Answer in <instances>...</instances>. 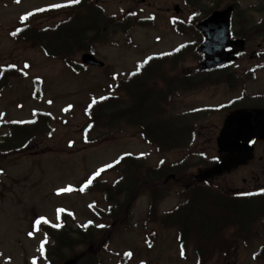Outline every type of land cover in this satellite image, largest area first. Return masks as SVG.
<instances>
[{"label":"rangeland","instance_id":"374dc122","mask_svg":"<svg viewBox=\"0 0 264 264\" xmlns=\"http://www.w3.org/2000/svg\"><path fill=\"white\" fill-rule=\"evenodd\" d=\"M93 1H90L92 7L104 11L118 28L124 22L129 31L125 33L120 28L122 35L112 36L104 46H96L95 55L106 63L107 69L87 68L76 74L63 61L50 59L31 44L17 43L10 37V31L22 17L44 11L35 26L51 25L55 20L48 21L45 10L66 6V3L76 4L74 0H20L18 5L16 0H0V61L13 66L19 64L24 74L22 79H13L0 98V146L9 135L12 123L36 124L40 118L38 114L49 116L51 123L43 127L27 152L18 155L0 152V264H43L42 249L47 239L31 231L34 219L46 220L57 228L68 225L85 230L91 227L98 237L105 235L104 241L107 240L109 247L102 253L104 264H198L199 256L192 237L186 238V253L183 254L177 241L178 233L158 221L166 212L172 213L178 203L180 207L186 204L177 193L170 194L167 199V190L162 193L166 201L158 203L156 219L148 217L147 193L135 200L129 221L126 218L123 224L117 225L105 217L104 214L116 210V206L105 197L103 189L113 187L122 176L107 169L120 158L130 156L127 160L130 166L123 168L135 166L150 179L159 181L181 162L186 167L180 171L193 175L212 166L220 157L214 141L222 128L225 110L249 104L250 99L264 105V59L256 60L259 42H247L245 52L232 65L236 71L258 68L253 83L237 91H229L221 85L182 95L180 106L162 118L164 122L196 126V141L188 142L189 148L160 154L145 144L139 131L132 127L108 129L103 135L95 131L86 136V108L93 100L110 93L114 77L126 78L138 72L150 57L159 58L187 48L195 53L192 45L196 41L175 30L178 21L186 23L195 15L194 9L188 6L194 0ZM212 1L206 5L212 7ZM231 1H222L221 7ZM238 3L236 13L240 20L263 24L264 10L261 12L259 7L264 5V0H240ZM175 6L181 9L179 15L174 12ZM132 12H137V16H126ZM56 21L62 22L64 18L57 17ZM191 53L175 65L176 71L182 73L197 68L198 64L192 60L195 55ZM81 55L76 57L78 63ZM220 73L231 72L222 70ZM255 148L257 158L264 156V145L258 142ZM188 151H192L193 156ZM159 168L166 174L154 172ZM98 172L103 174L96 180ZM253 174H261L258 160L245 170L222 175L211 186L223 192L242 191L247 189L243 185L246 179L251 188H256ZM90 179L93 191L82 193L81 187H89ZM261 184L264 186V178ZM260 227L259 237L248 244L240 243L236 250L222 257L204 258L205 251L200 257L202 264H264V253L259 256L264 246V220L260 221ZM76 250L83 252L85 248Z\"/></svg>","mask_w":264,"mask_h":264},{"label":"trees","instance_id":"16d2710c","mask_svg":"<svg viewBox=\"0 0 264 264\" xmlns=\"http://www.w3.org/2000/svg\"><path fill=\"white\" fill-rule=\"evenodd\" d=\"M207 1L194 0L188 3V6L206 17L219 6V1H216L215 6L208 9L205 6ZM87 8L88 11L82 4L74 7L73 14L69 13L70 17L67 20L56 23L48 29L34 27L26 21L23 23V40L35 48H42L41 50L48 57L62 60L70 68L77 70L78 66L75 63L77 55L82 52H93L96 44L106 43L109 35L115 32L111 29L115 26L113 19L107 17L101 9L92 7L91 3ZM60 13V10H57V13L51 14L59 17ZM192 20L187 24L184 23L183 28L179 25L176 27L180 34L190 35L196 40L192 46L195 50V47L201 43L202 37L195 29L196 20ZM120 28L125 33L128 31L124 22L120 23ZM252 32L251 35L246 33L243 36L251 40L252 36L258 35L255 28ZM190 53V48H187L184 54L152 60L149 65L141 68L140 76L118 81L114 89L115 96L94 101L86 108L88 123L84 130L85 135L88 136L95 131L103 135L108 129L120 127L119 130H122L123 127H132L136 128L142 139L159 153H172L187 148L188 144L184 141L194 136V129L164 122L162 118L170 111L172 106L170 91L177 87L179 80L177 76L181 75L176 71L174 64ZM191 54L200 58L198 54ZM7 73L4 71L0 79L1 89L6 83ZM183 81L186 85L191 83L188 77ZM38 115L40 118L33 125L12 123L8 137L0 146V152L4 150L9 155L27 152L30 144L43 131V127L51 125L49 116ZM44 120L47 122L44 123ZM97 140L98 138L95 139ZM127 160L128 157L123 158L119 165L112 169L122 175L119 182L113 187L103 189L105 197L116 206V210L104 215L117 225L123 224L126 218L130 220L129 216L135 200L145 193L149 198L148 217L151 220L156 219L157 205L164 200L165 195L163 196L162 193L167 190L166 196L168 192L174 191L186 204L166 216L159 217L158 221L164 227H177L183 246L186 245V238L192 237L195 251L199 256L198 261L205 251H207L205 255L209 258H214V255L222 257L231 250H236L240 243L248 244L261 235L260 221L264 220V191L249 195L223 192L205 183L194 182L193 175L181 172L177 167H172L168 172L175 174L177 181L162 186L167 175L159 181L150 179L135 166L130 169L123 168L125 165L130 166L131 162ZM154 172L166 174L162 168ZM144 180L153 186L145 185ZM184 182H190V187H185ZM180 187L183 190H179ZM41 231L53 241L52 245H47L46 264H64L72 259H77L76 264H104L102 253L107 252L109 247L108 243L101 244L106 238L105 235L98 237L96 231L91 228L73 229L68 225L60 230L42 225ZM97 231L100 233L101 229ZM79 247H84L85 250L92 247L93 250L80 256L81 252L76 250Z\"/></svg>","mask_w":264,"mask_h":264},{"label":"water","instance_id":"95a60500","mask_svg":"<svg viewBox=\"0 0 264 264\" xmlns=\"http://www.w3.org/2000/svg\"><path fill=\"white\" fill-rule=\"evenodd\" d=\"M176 12L180 9L176 7ZM233 8L214 13L208 20L198 25V29L206 36V43L199 52L204 54L206 61L201 64V70H209L235 61L237 49L244 50L243 41L230 40V18ZM232 47L235 50L226 52ZM82 63L87 66L103 67L93 55L85 54ZM253 123V114L250 112H238L228 117L218 138V147L221 152L238 154L240 157L227 163L220 164L197 177L198 181L210 179L218 174L232 170L238 166L246 165L253 157L254 148L249 143L254 139L264 141V111L260 113ZM91 250V249H90ZM76 261H68L65 264H75Z\"/></svg>","mask_w":264,"mask_h":264},{"label":"flooded vegetation","instance_id":"af4514ba","mask_svg":"<svg viewBox=\"0 0 264 264\" xmlns=\"http://www.w3.org/2000/svg\"><path fill=\"white\" fill-rule=\"evenodd\" d=\"M6 65H8V62H1L0 61V68L1 67H3V66H6ZM0 71H1V69H0ZM244 71H246V70H239L238 72L240 73L239 74V76L241 77V78H243L244 77V75H245V73H243ZM258 162H259V164H260V166H261V174H259L260 176H254L255 174H253V180H255V185H254V187H259L258 185H260V183H261V180H262V178L264 177V156H260L259 158H258ZM248 168V166H246V167H241V168H238V169H236V170H234V171H240V170H245V169H247ZM250 175H252V173H250V172H248ZM260 177V178H259ZM243 185L245 186V187H247V189L246 190H236V192H246V191H250V190H252V191H254L255 189H257V188H251L252 186L251 185H249V183H248V181L246 180V179H244L243 180Z\"/></svg>","mask_w":264,"mask_h":264},{"label":"snow or ice","instance_id":"6c2138e0","mask_svg":"<svg viewBox=\"0 0 264 264\" xmlns=\"http://www.w3.org/2000/svg\"><path fill=\"white\" fill-rule=\"evenodd\" d=\"M16 2L17 3H19L20 2V0H16ZM74 2H79V0H74ZM55 7H59V5H55ZM25 67H27V65H25ZM96 175H99V172L98 173H96ZM95 177H93V179H94ZM91 179L88 181V184H91ZM69 191H70V189H69ZM62 211V210H61ZM41 223V221H37V229H39V224ZM43 223H47V221L46 220H44L43 221Z\"/></svg>","mask_w":264,"mask_h":264}]
</instances>
